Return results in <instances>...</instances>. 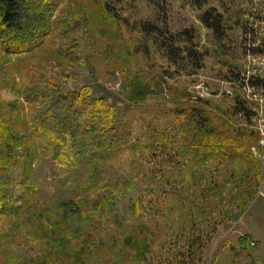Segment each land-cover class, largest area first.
Instances as JSON below:
<instances>
[{"label": "rangeland", "instance_id": "obj_1", "mask_svg": "<svg viewBox=\"0 0 264 264\" xmlns=\"http://www.w3.org/2000/svg\"><path fill=\"white\" fill-rule=\"evenodd\" d=\"M52 2L39 44L0 51V119L23 138L0 172V264H264V0ZM80 90L73 125L103 97L116 134L81 135L69 163L27 125Z\"/></svg>", "mask_w": 264, "mask_h": 264}, {"label": "trees", "instance_id": "obj_2", "mask_svg": "<svg viewBox=\"0 0 264 264\" xmlns=\"http://www.w3.org/2000/svg\"><path fill=\"white\" fill-rule=\"evenodd\" d=\"M53 11L52 0H0V51L6 55H17L39 44L51 29ZM201 20L205 27L223 36V19L220 13H216L215 8L205 11ZM58 94V99L49 105L43 115L34 118L27 125L26 135L43 139L42 147L45 150L50 151L53 157L69 163L76 162L78 156L84 155L86 151V144L78 143L81 135L98 137L96 149L101 146L112 147L116 134V107L106 102L103 97L90 100L87 111L92 122L88 127L80 128L78 124L74 126L73 123L83 111H80L79 107L81 103L85 104L84 92L80 90ZM38 95V91L34 90L27 98L35 100ZM57 110L62 113L58 114ZM22 139L21 133L10 123L0 119V172L4 163L8 166L12 164L11 159L15 158L12 151ZM93 140L94 138H91V143ZM4 194L0 188V215L6 210Z\"/></svg>", "mask_w": 264, "mask_h": 264}, {"label": "built area", "instance_id": "obj_3", "mask_svg": "<svg viewBox=\"0 0 264 264\" xmlns=\"http://www.w3.org/2000/svg\"><path fill=\"white\" fill-rule=\"evenodd\" d=\"M261 133L262 134H261V137H260V140H259V145L262 146V147H264V129L262 130ZM251 244L252 245H255L254 239H251Z\"/></svg>", "mask_w": 264, "mask_h": 264}, {"label": "crops", "instance_id": "obj_4", "mask_svg": "<svg viewBox=\"0 0 264 264\" xmlns=\"http://www.w3.org/2000/svg\"><path fill=\"white\" fill-rule=\"evenodd\" d=\"M254 235V234H253ZM256 238V237H255ZM256 239H258V238H256ZM259 242V241H258ZM258 242H257V244H258ZM257 246V245H256ZM262 261V260H261Z\"/></svg>", "mask_w": 264, "mask_h": 264}]
</instances>
